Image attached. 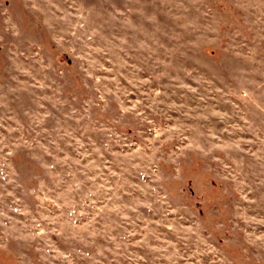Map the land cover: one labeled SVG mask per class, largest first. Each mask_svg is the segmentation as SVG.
Segmentation results:
<instances>
[{
  "label": "rangeland",
  "instance_id": "1",
  "mask_svg": "<svg viewBox=\"0 0 264 264\" xmlns=\"http://www.w3.org/2000/svg\"><path fill=\"white\" fill-rule=\"evenodd\" d=\"M0 264H264V0H0Z\"/></svg>",
  "mask_w": 264,
  "mask_h": 264
}]
</instances>
